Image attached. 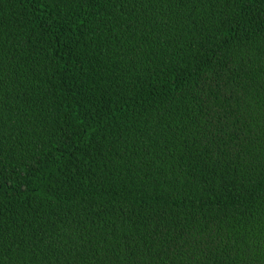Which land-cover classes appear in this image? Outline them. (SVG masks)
Returning a JSON list of instances; mask_svg holds the SVG:
<instances>
[{
  "label": "trees",
  "instance_id": "1",
  "mask_svg": "<svg viewBox=\"0 0 264 264\" xmlns=\"http://www.w3.org/2000/svg\"><path fill=\"white\" fill-rule=\"evenodd\" d=\"M0 264H264V0H0Z\"/></svg>",
  "mask_w": 264,
  "mask_h": 264
},
{
  "label": "bare ground",
  "instance_id": "2",
  "mask_svg": "<svg viewBox=\"0 0 264 264\" xmlns=\"http://www.w3.org/2000/svg\"><path fill=\"white\" fill-rule=\"evenodd\" d=\"M152 219H153V217H152ZM155 221V220H154ZM153 222V221H152Z\"/></svg>",
  "mask_w": 264,
  "mask_h": 264
}]
</instances>
